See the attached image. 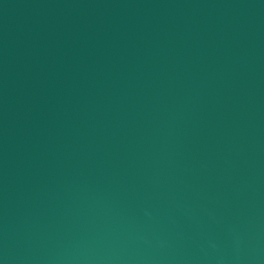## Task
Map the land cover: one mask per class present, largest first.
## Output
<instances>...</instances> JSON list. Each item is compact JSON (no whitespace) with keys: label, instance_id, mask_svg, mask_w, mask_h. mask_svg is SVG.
<instances>
[{"label":"water","instance_id":"obj_1","mask_svg":"<svg viewBox=\"0 0 264 264\" xmlns=\"http://www.w3.org/2000/svg\"><path fill=\"white\" fill-rule=\"evenodd\" d=\"M0 264H264V0H0Z\"/></svg>","mask_w":264,"mask_h":264}]
</instances>
